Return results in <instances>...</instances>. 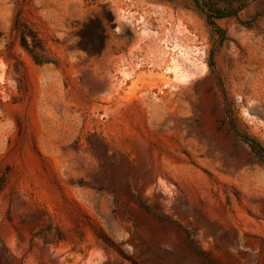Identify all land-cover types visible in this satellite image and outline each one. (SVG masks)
I'll return each mask as SVG.
<instances>
[{"label":"rangeland","instance_id":"1","mask_svg":"<svg viewBox=\"0 0 264 264\" xmlns=\"http://www.w3.org/2000/svg\"><path fill=\"white\" fill-rule=\"evenodd\" d=\"M257 145L264 0H0V264H264Z\"/></svg>","mask_w":264,"mask_h":264},{"label":"trees","instance_id":"2","mask_svg":"<svg viewBox=\"0 0 264 264\" xmlns=\"http://www.w3.org/2000/svg\"><path fill=\"white\" fill-rule=\"evenodd\" d=\"M20 37H21V45L23 46V48H25L29 52L31 58L37 65H41V64L48 62V60L46 59L45 50L41 45H38V43L36 42L34 43L35 44L34 50H31L26 40V35H24V33H20ZM257 148H258V152L264 156V149L260 147L259 145H257ZM99 238L103 241L105 245H107L110 248H113L121 256L126 258L124 253L115 245V243L107 235H105L104 233H101V235H99Z\"/></svg>","mask_w":264,"mask_h":264},{"label":"bare ground","instance_id":"3","mask_svg":"<svg viewBox=\"0 0 264 264\" xmlns=\"http://www.w3.org/2000/svg\"><path fill=\"white\" fill-rule=\"evenodd\" d=\"M177 67V66H176Z\"/></svg>","mask_w":264,"mask_h":264}]
</instances>
